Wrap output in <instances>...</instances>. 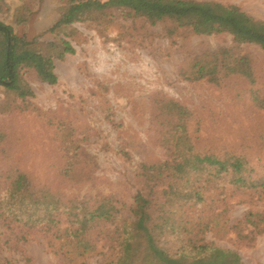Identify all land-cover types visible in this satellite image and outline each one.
<instances>
[{
    "label": "rangeland",
    "instance_id": "rangeland-1",
    "mask_svg": "<svg viewBox=\"0 0 264 264\" xmlns=\"http://www.w3.org/2000/svg\"><path fill=\"white\" fill-rule=\"evenodd\" d=\"M2 1L0 20L52 54L57 80L43 82L24 66L19 76L27 96L0 85V182L9 166L17 167L34 185L67 199L112 197L122 217L141 187L140 164L171 159L162 142L174 124H166L175 111L169 102L186 110L195 151H249L264 163V51L258 45L238 43L228 32L199 35L169 20L151 23L121 9L73 22L56 36L50 28L63 0ZM193 1L235 5L255 20L253 30L264 31V0ZM61 38L74 53L59 59L51 44ZM240 57L246 63L234 65ZM202 65L205 76L195 78ZM163 184L152 209L159 215L162 208L165 222L232 250L243 264H264V232L247 221L248 213H262L257 226H264V192L236 193L222 182L206 199L185 202L161 192ZM95 246L85 264H100L106 249L101 241ZM0 264L72 263L41 240L17 241L5 231Z\"/></svg>",
    "mask_w": 264,
    "mask_h": 264
},
{
    "label": "trees",
    "instance_id": "trees-1",
    "mask_svg": "<svg viewBox=\"0 0 264 264\" xmlns=\"http://www.w3.org/2000/svg\"><path fill=\"white\" fill-rule=\"evenodd\" d=\"M62 2L59 17L50 28L56 36L73 22L92 21L108 11L121 9L151 23L169 20L199 35L228 32L236 42L253 43L264 51V31L253 30L255 20L235 5L193 0ZM3 5L0 0V9ZM0 37V85L19 97L27 96L29 88L19 76L20 68L24 66L31 68L41 81L56 83L52 54L23 41L11 25L1 20ZM51 46L54 57L59 59L66 53H74L70 41L62 38L59 44L52 43ZM245 63L246 59L240 57L234 65ZM203 69L204 65L200 66L195 78L205 76ZM166 107L175 110L172 115L167 113L166 124L174 121L166 130L170 134L164 132L162 136L171 159L140 164L137 177L141 187L127 214L121 217V209L112 197L82 201L67 199L52 193L49 188L34 185L29 176L17 167L9 166L0 182V244L5 231L17 241L41 240L47 248L62 254L72 264H85L99 241L106 249L100 264H243L232 250L201 242L196 238L198 233L184 236L173 223L165 222L166 212L161 208L159 212L162 213L158 215L157 210L152 209L155 206L153 196L160 183L166 188L161 192L169 190L185 202L206 199L205 192L217 190L222 182L236 193L264 192V163L255 161L249 151L223 154L195 151L190 136L192 131L188 120L183 118L186 110L175 102H169ZM165 178L167 181L162 182ZM178 180H183L180 190L172 192ZM250 214L247 221L255 225L257 231L264 232V226H257L262 213ZM62 218L65 220L63 227ZM165 218L172 220L171 216Z\"/></svg>",
    "mask_w": 264,
    "mask_h": 264
}]
</instances>
